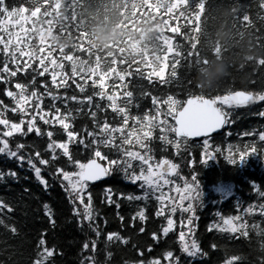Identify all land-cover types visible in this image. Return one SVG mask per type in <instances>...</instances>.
I'll list each match as a JSON object with an SVG mask.
<instances>
[{"label": "trees", "instance_id": "obj_1", "mask_svg": "<svg viewBox=\"0 0 264 264\" xmlns=\"http://www.w3.org/2000/svg\"><path fill=\"white\" fill-rule=\"evenodd\" d=\"M7 2L14 6L23 5L32 8L34 5L32 0H7ZM125 2V0H124ZM132 0H129L131 3ZM139 3V0H136ZM40 4H44V0H39ZM55 0H48V4H54ZM63 7L61 11L64 15L69 17L68 21L64 23L68 26V30L72 35H77L74 21H71L73 0H61ZM199 0H189V6L182 9L185 13L184 17L174 19L169 16H163L162 19L169 20L172 27L180 29L179 32L173 33L170 28H165L164 34L170 36L173 40L174 52L168 54V67L165 69V77L167 83H161L158 79L153 78L152 82L144 78L148 71L151 70L146 65L140 63V56H136V61L132 63V68H128V64L117 63L113 65L118 71H129L135 68H141L144 77L134 75L126 77L125 82H121L116 76L109 74L106 81L105 92L108 95L119 93L117 104L121 107L127 106L128 114L131 118L136 116H144L145 113L149 115L156 114V107L152 103L151 96L141 95L143 92H150L152 95L160 99H167L168 95L174 96L177 100L182 101L190 94L199 93V85L193 87V74L200 70L201 64H196L195 55L189 57L191 49V37L196 33L191 27H188V19L192 12L198 10L196 4ZM264 0H206V10L201 16V34L200 44L197 50L200 53V59L211 57L214 48L219 44L215 43L213 47V35L216 29L220 26L224 19L220 15V10L223 6L230 4L236 9L233 16L230 18V23L233 26L237 39L243 35H253L257 46L264 44V7L261 4ZM48 4L44 5L41 13L45 9L52 11ZM77 11V9H76ZM123 12V8H121ZM30 14V13H29ZM248 14L252 24L243 21V15ZM178 15V13L176 14ZM152 18V17H151ZM52 19L51 16L47 18L41 17L42 25L47 26V20ZM154 19V18H153ZM31 21L26 27H30ZM146 20H137L132 27H125V20L122 25L125 29L131 32L143 33L142 24ZM38 27L41 24L37 25ZM161 25H156L158 29ZM203 27V30H202ZM54 32H60V26L57 24L53 29ZM183 33V35H181ZM206 38V39H205ZM143 36L139 39H132L128 37L126 43L136 52H143L148 50L147 45H142ZM34 40L38 41L37 37ZM152 43L155 44V49L149 51L148 59L152 61L151 67L159 70V62L155 61L154 56L163 58L166 48L161 46L158 50L157 36L153 38ZM180 45V47H175ZM221 48V47H220ZM69 49L64 52L69 53ZM222 52V49H221ZM220 52V53H221ZM71 54L78 55L83 60H88L87 52L79 49L72 51ZM54 55L60 56V51L57 49ZM226 59H232L238 55L236 50L232 54L227 51L224 52ZM3 56L0 55V61ZM95 56L92 57L94 62ZM179 60V64L175 65V76H172L173 64ZM258 59L254 62H249L245 65V70L248 73V79L245 83H240L238 79L228 77L224 83L211 92V95H223L229 88L232 90H249L262 91L264 90V66L258 65ZM131 63V61H129ZM191 68L189 67V64ZM65 67L63 71L71 76V62L64 61ZM110 64V60L108 61ZM107 64H102L103 71H107ZM59 71V69H57ZM38 81L41 79L37 77ZM51 85L50 75L46 74L43 78ZM128 87L123 86L124 83ZM13 81L9 85L0 83V99L6 103L10 102L4 94L5 87L14 88ZM20 82H27L23 76ZM77 82L78 78H77ZM70 83H72L70 81ZM39 86V85H38ZM100 89L97 87L96 89ZM41 91L43 89L41 88ZM63 94V89L60 90ZM69 95L79 94L75 89L74 83L69 88ZM125 91L133 92V99L130 104H127L123 93ZM87 94L92 95L93 90L91 82L87 87ZM45 104L50 103V98L45 97ZM57 106L61 105L57 101ZM93 103L101 105L98 116L102 120L106 115L113 125L121 122L119 114H115L108 108L109 101L105 97L104 100L95 98ZM73 109L79 108L78 104H71ZM164 111L167 110L166 105H159ZM231 115L229 123L217 134H214L209 139V144L212 147L209 149L213 153L212 158L205 156L203 142L204 139H188L187 150L181 148V155L177 154L174 146L164 145L158 138L150 145L153 149L151 155L154 157V163L159 160L167 158L177 165L175 172L169 173L170 185L163 187V194L165 196L173 197L179 203V196L184 192L185 183L191 184L192 177H197L199 184L198 191L202 193L199 200L184 201V207L191 202L195 208L194 214L192 212H181L178 208L177 212L172 214L166 212L164 216L158 217L156 212L162 207L161 202L156 198L161 193L149 196L146 200H128L129 195L142 196L143 190L140 187L141 182L133 183L125 174L119 169H115L110 173V176L104 181L90 184L93 192V207L95 209L94 223L99 225L101 235L97 238L95 232L88 226V222L84 220L82 215H75L69 193L65 190L66 183H62L60 179L53 177L51 171H46L44 174L49 182V187L45 188L35 176L32 169L25 160L21 163L18 160L7 157L5 154H0V171L8 172L9 170L17 173L16 177L5 176L0 180V200H4L9 208L0 209V264H33L37 258L39 250V241L43 238L46 241V246L54 249L53 256L49 258L47 264H92L88 257L95 256L96 264H136L138 260L143 259L146 264L152 260H159L160 264H175L174 259L170 262L166 257L168 251H173L175 255L180 257L181 264H227L233 257L240 259L232 261V264H264V215L257 209L254 212H245L250 205H259L264 203V197H260L253 189V184L261 186L264 191V155L256 154L250 156L242 165L234 166L229 163L227 157L229 151L235 155L242 146L249 143L255 144L258 151L264 153V143H261L259 137L255 135L260 130H264V102H257L247 106H239L228 109ZM105 109L107 111L105 112ZM92 110H96L92 108ZM84 112H88V107L85 106ZM75 114V113H74ZM9 118L18 119L17 114L9 113ZM162 119L164 117H161ZM72 127L78 133L83 134L85 127L88 130H93L91 118L87 115H77L76 119L71 122ZM133 124V119L129 120V125ZM42 130H49L48 125L39 122ZM58 127V126H57ZM71 130V129H70ZM251 132L253 135L245 136L244 133ZM154 135L158 137L160 130L157 128ZM57 140H67L66 133L61 132L60 135L53 137ZM169 139H175L174 136L169 135ZM10 139V144L15 147V143L26 144H40L41 150L46 148L47 137L43 139L37 137L35 133H29L26 136L17 134ZM87 142L88 138L85 137ZM119 138L116 143L119 144ZM71 147V145H70ZM74 154L78 153L77 158L86 160L92 157V149H85L83 145H79L72 149ZM133 150L142 151L138 145ZM101 151L109 154L111 158H117L116 149L101 148ZM238 158V157H237ZM103 161V160H102ZM107 165V161H103ZM136 170L139 171V161H133ZM63 166V165H61ZM68 170H75L69 168ZM181 189L180 193L176 192V188ZM111 188L114 194V203L109 204L106 200V189ZM123 193V197H121ZM196 195L195 192L192 193ZM171 204V200L168 201ZM47 204L52 212L49 217L44 205ZM119 204V208L116 205ZM79 207L81 213L83 212L82 205H75ZM141 209L144 210L147 220L141 222L138 218L133 222V217ZM171 215L175 221L173 229L167 236L162 233V228L167 226V216ZM124 219L121 221L120 217ZM241 217V220L234 221V223H244L246 225L245 231L247 235H243L241 231L235 233L225 231L223 226L220 228L215 225H223L222 217ZM193 218V223L188 225V219ZM52 220L55 222L52 223ZM106 221V223H105ZM183 222V223H182ZM17 229L16 233L10 231L11 227ZM140 227H144L145 231L140 232ZM191 228V236L186 238L191 241L195 239L200 245L203 255L195 257L188 256L181 251V244L179 242V233L184 231L188 233ZM211 229V230H209ZM109 232H119L122 236L128 239V244H123L120 241L113 240L109 242L107 235ZM157 233V239H153L152 233ZM96 240V250L92 251L84 249L85 242ZM215 245V247H213ZM151 249V251H149ZM111 252L112 256L109 258L107 253ZM143 252V256L140 253Z\"/></svg>", "mask_w": 264, "mask_h": 264}, {"label": "snow or ice", "instance_id": "obj_2", "mask_svg": "<svg viewBox=\"0 0 264 264\" xmlns=\"http://www.w3.org/2000/svg\"><path fill=\"white\" fill-rule=\"evenodd\" d=\"M32 3L34 6L30 9L23 5H11L7 0H0V55L3 56V60L0 61V83L9 85L13 81H17L14 83L15 91L10 87L4 89V94L10 98V102L6 103L3 99H0V154H5L7 157L21 163L26 160L45 188L49 187L48 179L44 174L46 171H51L53 177L60 179L62 183H66L65 190L69 193L70 200L74 205L73 213L83 216L97 238L100 237L101 230L99 225L94 223L96 217L90 182L108 176L115 169L122 171L133 183L141 182L140 187L143 190V195H129L128 200H146L151 195L161 193L156 197L162 205L156 212L158 217L164 216L169 211L174 214L178 208L181 212H192L194 214L193 204L189 202L185 208L184 201L200 199L202 193L198 191L197 177H192L191 184L185 183L184 192L179 196V203L175 198L165 196L163 187L170 185L169 173L175 172L177 165L167 158L154 163V157L151 155L153 149L150 145L158 138L164 145L174 146L177 154L181 155L182 147L187 150L189 138L206 137L203 142L204 153L206 157L212 158L213 153L209 151L212 147L209 144L211 134L229 123L231 113L225 106L231 109L264 102V90L255 92L229 88L223 95H211V92H205L199 87L198 94H190L188 99L183 102L172 95H168L167 99H160L150 92H143L141 95L151 96L153 105L157 106L156 114L149 115L145 113L144 116L131 118L127 106L121 107L117 104L119 93L108 95L104 89L109 74L116 76L122 83L125 82L126 77L134 75L144 77V73L139 67L129 71H118L113 67L118 62L117 57H119V63H127L128 68L131 69L132 63L136 61L138 55L131 57L126 49L119 44L115 45L112 51L92 47L88 39V33L82 29V21L76 11L77 0H73V4L70 5L73 9L71 21L75 22L74 27L77 32L75 39L77 43L66 54L63 47L54 46L49 39L57 24L60 26V32L72 35L68 30V26L64 23L69 20V17L61 11L65 7L62 5L61 0H55L54 4H48V0H44V4H40L39 0H32ZM46 4L52 11L45 9L41 13V9ZM188 6L189 0H139V3L136 0H132L131 3H129V0H125L122 12L125 14V27H132L137 20L142 21L147 17L159 18L162 21L157 34L158 50L161 46H164L166 51L163 58L154 56L155 61L159 62V70L151 67L152 61L148 59L149 50L146 49L139 55L140 63L151 68L147 76L144 77L149 83L152 82L153 78L158 79L161 83L168 82L164 79L165 69L168 67V54L174 52V45L172 38L165 35L164 32L166 27L170 28L173 33L180 31L179 28L172 27L169 20L162 19V17L169 16L174 19L184 17L185 13L182 9H186ZM261 7H264V3L261 4ZM196 8L198 10L193 11L191 17L187 18L188 27H191L196 33L195 36L190 38L192 52H189L188 55L189 57L195 55L194 63L206 64L207 58L201 60L200 53L197 50L200 44L201 16L206 10V0H199ZM177 13L178 15H176ZM49 16L52 19H48L47 26L44 27L41 17L47 18ZM29 21L32 23L30 27H26L25 25ZM243 21L252 24L248 14L243 15ZM38 24H41V26L38 27ZM34 37H37L38 41L34 40ZM175 47H180V45H175ZM57 49L60 51V56L54 55ZM77 49L87 52L88 60H83L80 56L71 54L72 51ZM213 51L219 54L221 52L220 45L217 44ZM93 56H95V60L91 62ZM109 60L110 64H108ZM64 61L71 62V76L63 71ZM179 62V60H176L173 64L172 76H175V65ZM257 62L259 66H264V57L259 58ZM102 64L108 65L107 71H103ZM192 64H189L190 68ZM46 74L50 75L52 87H49V82L43 79ZM21 76L27 82H20ZM37 77L41 79L38 81ZM77 78L79 82H77ZM89 82H91L93 90L92 95L87 94ZM73 83L79 94L69 95L68 90ZM129 83L131 81L124 83L123 86L127 88ZM191 83L193 87L196 86L194 81ZM97 87L100 89L99 91L96 90ZM41 88L43 91H41ZM61 89H63V94H61ZM123 96L127 104L132 102V91H125ZM45 97L50 98V103L47 105L44 102ZM105 97L109 101L108 108L121 117V122L115 124V126L113 122L108 120L106 115L102 120L99 118L98 111L101 105L93 103L95 98L104 100ZM57 101L61 102L60 106H57ZM73 103L80 105V107L73 109L70 107ZM159 105H166L167 110L164 111L158 107ZM85 106L88 107L87 113L84 112ZM92 108L96 110H92ZM106 111L107 109H105ZM9 113L17 114L18 119L9 118ZM77 115L89 116L94 125L93 130L90 131L85 127L83 134L78 133L71 123ZM261 115H264V113H261ZM130 119H133L131 126L129 125ZM41 121L44 125L49 126V130H42V127L39 126ZM157 128L160 130L158 137L154 135ZM61 132L66 133L67 140L53 138L60 135ZM29 133H35L41 139L46 136V148L41 150V145L36 143H15L14 148L10 144L9 138H13L17 134L26 136ZM169 135L174 136L175 139H169ZM244 135L251 136L253 133L246 132ZM255 135L259 137L261 143H264V130L258 131ZM85 137L88 138L87 142ZM117 138H119V144L116 143ZM79 145H83L85 149H92V157L86 160L77 158L78 153L74 154L72 149ZM136 145L142 151L133 150ZM102 147L115 148L117 158H111L109 154L102 152ZM256 154L264 155V153L258 151L255 144L249 143L242 146V149L235 155L230 149L227 159L230 164L240 166L250 156ZM101 160L107 161V165L100 163ZM133 161L140 162L139 171L136 170ZM69 168L75 170H68ZM5 176L16 177L17 173L11 170L8 172L0 171V180H3ZM253 189L260 197H264L261 186H256L254 183ZM176 192L180 193L181 189L177 187ZM193 192L196 193L195 196L192 195ZM120 195L123 197V193ZM106 200L109 204L114 203V194L111 188L106 189ZM169 200H171V204L168 203ZM77 204L83 206L82 213L79 207H75ZM116 207L119 208V204ZM3 208H9V205L4 200H0V209ZM44 208L51 217L52 212L49 206L45 204ZM257 209L264 215V203L255 206L250 205L248 209H245V212H254ZM9 211H11L10 208ZM137 218L141 222L147 220L143 209L133 217L134 223ZM193 218L188 219V225L193 223ZM120 219L123 221L124 217L121 216ZM221 219L223 225L218 224L215 227L220 228L223 226L225 231L233 233L241 231L243 235H247L244 223H234V221L241 220V217H222ZM54 222L52 220V223ZM174 223L172 216L168 215L167 226L162 228L164 236H167L173 229ZM10 231L16 233L17 229L13 226ZM139 231L144 232L145 228L140 227ZM261 231L264 234V230ZM191 234L190 227L188 233L180 231L178 239L181 244V251L191 257L203 255L196 240L189 241L186 238ZM152 237L154 240L157 239V233L153 232ZM107 240L109 242L116 240L123 244L129 243L128 239L119 232H109ZM96 243V240H92L90 243L85 242L83 247L84 249L91 247L92 251L95 252ZM38 248L37 258L33 261V264H47L49 258L53 256L54 249L46 246V241L43 238L39 241ZM140 255L143 256V252ZM107 256L110 258L112 253L108 252ZM166 257L169 258L170 262L174 259L175 264H181L180 257L175 255L173 251H168ZM86 259H90L92 264H96L94 255ZM238 259L240 258L233 257L227 264H232V261ZM136 264H146V262L141 259ZM147 264H160V261L154 259L147 262Z\"/></svg>", "mask_w": 264, "mask_h": 264}, {"label": "clouds", "instance_id": "obj_3", "mask_svg": "<svg viewBox=\"0 0 264 264\" xmlns=\"http://www.w3.org/2000/svg\"><path fill=\"white\" fill-rule=\"evenodd\" d=\"M123 6L124 0H77V14L81 18L82 29L88 33L90 45L96 49L112 51L114 46L119 44L131 57H135L142 52L134 51L129 43H126L127 38L131 36L132 39H139L143 36L142 45H147L148 50L153 51L155 44L152 40L159 31L155 26L161 25L162 21L159 18L147 17L146 23L141 25L143 33L131 32L122 25V21L125 20V14L121 12ZM234 9L230 4L221 8L220 15L224 19L213 35V47L218 42L222 52L219 54L213 52L211 57H207L208 64L206 66L201 64L200 70L193 74V81L205 92L215 91L228 77L245 83L248 79L245 65L264 57V44L257 46L253 35H243L237 39L229 22L235 12ZM49 39L54 46L64 49L72 48L77 43L74 35L63 32L53 31ZM233 50H236L238 55L226 59L224 52L232 54Z\"/></svg>", "mask_w": 264, "mask_h": 264}, {"label": "water", "instance_id": "obj_4", "mask_svg": "<svg viewBox=\"0 0 264 264\" xmlns=\"http://www.w3.org/2000/svg\"><path fill=\"white\" fill-rule=\"evenodd\" d=\"M218 130H219V129H218ZM218 130H216L215 132H217ZM213 133H214V132H213ZM103 178H104V177H101V179H103ZM101 179H100V180H101Z\"/></svg>", "mask_w": 264, "mask_h": 264}]
</instances>
